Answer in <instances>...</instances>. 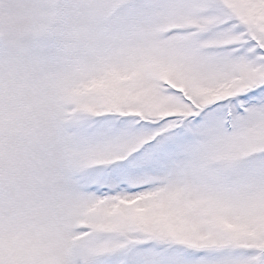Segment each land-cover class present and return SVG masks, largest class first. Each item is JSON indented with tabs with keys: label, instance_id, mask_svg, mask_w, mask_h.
Masks as SVG:
<instances>
[{
	"label": "snow or ice",
	"instance_id": "obj_1",
	"mask_svg": "<svg viewBox=\"0 0 264 264\" xmlns=\"http://www.w3.org/2000/svg\"><path fill=\"white\" fill-rule=\"evenodd\" d=\"M0 264H264V0H0Z\"/></svg>",
	"mask_w": 264,
	"mask_h": 264
}]
</instances>
